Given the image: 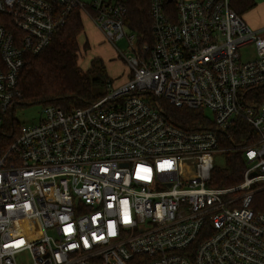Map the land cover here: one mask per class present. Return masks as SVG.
<instances>
[{
    "label": "built area",
    "instance_id": "built-area-1",
    "mask_svg": "<svg viewBox=\"0 0 264 264\" xmlns=\"http://www.w3.org/2000/svg\"><path fill=\"white\" fill-rule=\"evenodd\" d=\"M75 10L110 43L127 40L129 79L7 128L22 69ZM150 12L145 42L120 0H0V264L25 253L27 264H264V213L252 208L264 188V28L230 0H176L175 18L151 0ZM167 105L212 118L187 129ZM229 148L244 152V179L210 186Z\"/></svg>",
    "mask_w": 264,
    "mask_h": 264
},
{
    "label": "trees",
    "instance_id": "trees-1",
    "mask_svg": "<svg viewBox=\"0 0 264 264\" xmlns=\"http://www.w3.org/2000/svg\"><path fill=\"white\" fill-rule=\"evenodd\" d=\"M120 1L127 8L125 23L128 29L141 36L139 41L152 42L151 0ZM256 5L255 0H230V6L241 16ZM166 10L175 18L176 0H166ZM84 29L83 12L75 10L67 23L56 31L49 45L41 53L30 58L20 74L19 88L22 96L16 101L13 112L16 106L32 104L54 105L68 110L90 105L106 95L108 84L114 81L109 75L104 59L93 57L86 69L80 63L81 52L86 53L90 48L87 40L83 46L79 42V36ZM166 107L168 116L181 127L196 129L207 124L208 117L204 111L172 105ZM5 122L7 128L18 123L9 118ZM241 132L242 130L234 136L233 142L225 137L224 144L239 143L242 140ZM247 168L244 152L239 148H229L226 151L225 166L213 170L209 185H238L243 181ZM261 185L264 183H257L256 187ZM252 208L264 213V188L255 193Z\"/></svg>",
    "mask_w": 264,
    "mask_h": 264
},
{
    "label": "rangeland",
    "instance_id": "rangeland-1",
    "mask_svg": "<svg viewBox=\"0 0 264 264\" xmlns=\"http://www.w3.org/2000/svg\"><path fill=\"white\" fill-rule=\"evenodd\" d=\"M85 3H90L92 0H81ZM257 2V5L248 11L246 15L243 16L244 20L255 28L254 22H263L264 21V0H255ZM84 21L86 22V28L79 36V42L80 45L83 46L86 42V36L91 34L89 29L87 28V22H90L88 17L83 13ZM249 17H251L253 20H250ZM88 18V19H87ZM129 31V29H128ZM127 40H119L116 45L112 43H106L103 41H96L95 47L99 46V51H101V54L106 55V57L111 56L108 61V72L110 74L114 75V82H119L123 79H125L127 71H128V63L125 56L122 55L121 51H126L128 49V43ZM92 43V49L88 50L86 53L81 52V58L80 63L82 67L89 66L90 61L93 55V51L95 48H93L94 41H91ZM255 44L251 43L248 45H245L240 48L239 53L241 55V60H248L251 57H254L255 54ZM130 53L128 52L126 57L129 56ZM85 69V68H84ZM44 108L45 106L43 104H32L28 106H16L14 112H13V118L16 122H18L21 125H34L38 124L44 115ZM206 115L210 118H212V114L210 111H206ZM226 164V153L218 152L215 154V165L216 167H224ZM53 233V232H50ZM31 260L30 254L25 253L21 255L18 258L19 264H27Z\"/></svg>",
    "mask_w": 264,
    "mask_h": 264
},
{
    "label": "crops",
    "instance_id": "crops-1",
    "mask_svg": "<svg viewBox=\"0 0 264 264\" xmlns=\"http://www.w3.org/2000/svg\"><path fill=\"white\" fill-rule=\"evenodd\" d=\"M246 15V14H245ZM88 19V18H87ZM249 19L250 20H253L251 17H249ZM90 22H87V23H89V24H87V28L89 29V31L91 32V34H90V36L89 35H87L86 36V39H87V41L89 42V45H90V48H89V50H91L92 49V43H91V41H94V43H93V48H95V50L93 51V55H94V57H101V58H103L104 59V61H105V63H106V65H108V61H109V59H111V58H109V57H111V56H108V57H106V55H104V54H101V51H99L98 49H99V46L97 45L96 47H95V45H96V41H103V42H108V43H110L107 39H106V36H105V34L91 21V19H88ZM254 24H255V28L256 29H263L264 28V21L263 22H254ZM84 25H85V28H86V22L84 21ZM85 30V29H84ZM99 43V42H98ZM97 43V44H98ZM93 58V57H92ZM88 66H86V67H84L85 69L87 68ZM108 67V66H107ZM109 75L111 76V78L112 79H114L113 77H114V75H112V74H110V72H109ZM129 79V68H128V71H127V74H126V77H125V79H123V80H121V81H119V82H114L115 83V85H119V84H122V83H124V82H126L127 80ZM114 81V80H113Z\"/></svg>",
    "mask_w": 264,
    "mask_h": 264
}]
</instances>
